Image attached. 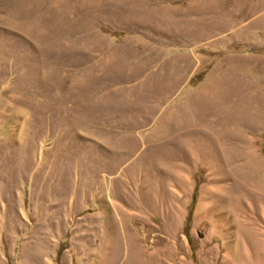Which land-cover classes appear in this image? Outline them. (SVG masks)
<instances>
[{"label": "rangeland", "instance_id": "obj_1", "mask_svg": "<svg viewBox=\"0 0 264 264\" xmlns=\"http://www.w3.org/2000/svg\"><path fill=\"white\" fill-rule=\"evenodd\" d=\"M0 264H264V0H0Z\"/></svg>", "mask_w": 264, "mask_h": 264}, {"label": "trees", "instance_id": "obj_2", "mask_svg": "<svg viewBox=\"0 0 264 264\" xmlns=\"http://www.w3.org/2000/svg\"><path fill=\"white\" fill-rule=\"evenodd\" d=\"M199 183L198 182H195V186L193 188V193H192V200H191V204L189 205V208H188V212H187V216H186V220H185V233L187 232L188 230V224L190 222V216H191V212H192V204L194 203L195 201V195H196V191H197V187H198ZM187 234V233H186Z\"/></svg>", "mask_w": 264, "mask_h": 264}, {"label": "bare ground", "instance_id": "obj_3", "mask_svg": "<svg viewBox=\"0 0 264 264\" xmlns=\"http://www.w3.org/2000/svg\"><path fill=\"white\" fill-rule=\"evenodd\" d=\"M107 220H106V224H107V227L110 229V230H112L113 228L111 227V222H110V220L108 219V217L106 218ZM108 252H109V254H111L112 252H113V248H108ZM108 259V258H107ZM109 260V259H108ZM109 262V261H108Z\"/></svg>", "mask_w": 264, "mask_h": 264}]
</instances>
